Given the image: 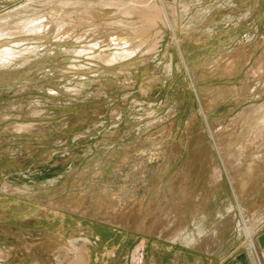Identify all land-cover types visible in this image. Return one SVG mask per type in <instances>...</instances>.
I'll return each mask as SVG.
<instances>
[{
	"label": "rangeland",
	"instance_id": "obj_1",
	"mask_svg": "<svg viewBox=\"0 0 264 264\" xmlns=\"http://www.w3.org/2000/svg\"><path fill=\"white\" fill-rule=\"evenodd\" d=\"M56 1L0 0V264H71L72 245L84 264L252 258L239 226L264 212V0H152L154 26ZM38 16L48 29H19Z\"/></svg>",
	"mask_w": 264,
	"mask_h": 264
},
{
	"label": "bare ground",
	"instance_id": "obj_2",
	"mask_svg": "<svg viewBox=\"0 0 264 264\" xmlns=\"http://www.w3.org/2000/svg\"><path fill=\"white\" fill-rule=\"evenodd\" d=\"M56 1V0H55ZM58 1H60V0H58ZM62 1V0H61ZM120 1L121 0H104L103 1V3H110V4H116L117 6H118V8L122 11V12H124V13H130V14H136V15H138L139 16V18H141V19H145L146 20V22H147V24L148 25H151L152 23H153V19L155 18V17H160L161 16V9L158 7V3L157 2H154V1H152V0H147V1H149V3H148V5L146 6H144V4L143 3H145V2H139V1H136V0H133V5H132V3H130L129 2V0H126V1H128L132 6L131 7H128L127 5V7L125 6H123L122 7V5L120 4ZM132 1V0H131ZM146 1V0H145ZM37 2V1H36ZM46 2V1H45ZM57 2V1H56ZM82 2L83 1H81V0H64V1H62L61 3L63 4V5H66V6H71V7H75L76 9L78 8V16L79 17H82V19H87V18H90L91 17V14L93 13L92 11H91V9H89L88 7L86 8V6H82ZM127 2V3H128ZM60 3V4H61ZM157 3V4H156ZM182 4V3H181ZM63 5H60V6H63ZM160 5V4H159ZM77 6V7H76ZM25 7V6H24ZM53 8V7H52ZM57 8V7H56ZM55 8V9H56ZM62 8V7H61ZM74 8V9H75ZM168 8V7H167ZM22 9V8H21ZM72 9V8H71ZM73 9V10H74ZM112 9V8H111ZM26 10H27V8H26ZM64 10L66 11V9L64 8ZM70 9H68V11H69ZM23 11V10H22ZM57 11V10H56ZM60 11V10H59ZM58 11V12H59ZM71 11V10H70ZM119 11V10H118ZM73 12V11H72ZM68 13V12H67ZM110 13V12H109ZM36 14V13H35ZM43 14V13H42ZM42 14H39V15H42ZM76 14V13H75ZM122 14V13H121ZM162 15H163V13H162ZM53 16V15H52ZM65 16V15H64ZM166 16V15H165ZM164 16V17H165ZM32 17V16H31ZM57 17V16H56ZM65 17H67V16H65ZM69 17V16H68ZM162 17V16H161ZM2 18V17H1ZM57 18H59V17H57ZM57 18H55L56 20H58ZM64 18V17H63ZM130 18V17H129ZM157 18H155V19H157ZM20 19V18H19ZM22 19H24V17H22ZM21 19V20H22ZM60 19V18H59ZM116 19H118V18H116ZM138 19V18H137ZM141 19H140V22H141ZM159 19H161V18H158V20ZM165 19V18H164ZM115 20V19H114ZM125 20V19H124ZM124 20H122V21H124ZM127 20V19H126ZM130 19H128V21H129ZM135 20V19H134ZM133 20V21H134ZM144 20V21H145ZM162 20V19H161ZM95 21V20H94ZM113 21V20H112ZM117 21H119V20H117ZM121 21V20H120ZM139 21V20H138ZM156 21V20H155ZM166 21V20H165ZM3 22V21H2ZM69 22V21H68ZM68 22H67V24H68ZM79 22V21H78ZM84 22V21H83ZM83 22H81V23H83ZM99 22V21H98ZM114 22V21H113ZM116 22V21H115ZM127 22V21H126ZM52 23V21H51V19L50 20H47L45 17H43V16H38V17H34V18H27L26 20H24L23 22H22V24H21V26L19 27V29L21 28V30H24V31H27V32H34V33H38V32H40V31H44V30H46V29H48V27H49V25ZM123 23V22H122ZM125 23V22H124ZM130 23H132V22H130ZM142 23V22H141ZM141 23H139V24H141ZM7 24V23H6ZM70 25H69V27L71 28L72 26V30H73V28H74V24H75V21H71V23H69ZM87 24V23H86ZM126 24V23H125ZM133 24V23H132ZM156 24V23H155ZM15 25V24H14ZM14 25H11L12 27L14 26ZM56 25H57V30H67V29H65L66 27H67V25L66 24H63L60 20H58V21H56ZM131 25V24H130ZM134 25H135V22H134ZM142 25V24H141ZM144 25V24H143ZM142 25V27H144ZM1 26V25H0ZM53 26V25H52ZM92 26V25H91ZM128 26V25H127ZM132 26V25H131ZM131 26H129V28L131 27ZM152 26H154L153 24H152ZM156 26V25H155ZM2 27V26H1ZM1 27H0V29H1ZM68 27V29H70ZM94 26H92L91 28H93ZM114 27V26H113ZM121 27H123V26H121ZM133 27V26H132ZM137 27V26H136ZM135 27V28H136ZM148 27V26H147ZM146 27V28H147ZM76 28V27H75ZM74 28V29H75ZM78 28V27H77ZM124 28H125V25H124ZM139 28V27H138ZM140 28H141V26H140ZM149 28V27H148ZM10 29V28H9ZM12 29V28H11ZM16 29V28H15ZM50 29H52L51 27H50ZM49 29V31H53V30H50ZM56 29V28H55ZM88 29V28H87ZM86 29V30H87ZM142 29H144V28H142ZM142 29H137V30H134V29H132V30H134L135 32H133V33H136V34H141V32H142ZM64 30H63V32H64ZM99 30H100V28H99ZM98 29H97V31H99ZM129 30V29H128ZM150 30V28L148 29V31ZM1 32H0V35H2V34H4V33H7L6 31L7 30H0ZM74 31V30H73ZM80 31H82V33H83V29L82 30H80ZM11 32V31H10ZM61 32V31H60ZM62 32V33H63ZM86 32H88V31H86ZM91 32H93V29L91 30ZM121 32V31H120ZM146 32H147V30H146ZM15 33V32H14ZM25 33V32H24ZM34 33H31V34H34ZM47 33V32H46ZM54 33V32H53ZM58 33V32H57ZM62 33H59V35L61 34V35H63ZM95 33H97V32H95ZM95 33H92V34H95ZM145 33V32H144ZM13 34V33H12ZM42 34V33H41ZM48 34V33H47ZM84 34V33H83ZM87 34V33H86ZM88 34H89V32H88ZM87 34V35H88ZM91 34V35H92ZM8 35V34H7ZM44 35H46V34H44ZM53 35V34H52ZM145 35V34H144ZM144 35H140V37H144ZM42 36V35H41ZM66 36V35H65ZM64 36V37H65ZM70 36H71V33H70ZM81 36V35H80ZM83 36V35H82ZM84 36H85V34H84ZM93 36V35H92ZM91 36V37H92ZM148 36H150V34L148 35ZM147 35H146V37H148ZM5 37V36H4ZM11 37V36H10ZM75 37V36H74ZM79 37V36H78ZM87 37H89V36H87ZM90 37V38H91ZM146 37H144V39L146 38ZM9 38V37H8ZM19 38V37H18ZM21 38V37H20ZM27 38V37H26ZM59 38V37H58ZM77 38V37H76ZM76 38H74L75 40H76ZM82 38V37H81ZM149 38V37H148ZM62 39V38H61ZM83 39V38H82ZM87 39H89V38H87ZM135 39H137V38H135ZM142 39V38H141ZM132 40H133V42H134V38H132ZM12 41V40H11ZM143 41V40H142ZM146 41V40H145ZM2 42H4V41H2ZM28 42V41H27ZM8 43V42H7ZM9 43H10V41H9ZM24 43V42H23ZM134 44V43H133ZM132 44V47H129V48H126V47H124L121 51H120V53H118V55H126V54H129V53H132L133 52V50H132V48L134 47H138V44L137 43H135L137 46H135V45H133ZM30 46V45H29ZM111 47H113V46H111ZM3 48V47H2ZM5 48V47H4ZM120 48V47H119ZM139 48V47H138ZM37 48H35V50H36ZM137 49H135L134 50V53H135V51H136ZM29 51V50H28ZM2 52H4V53H7V54H5V57L6 56H8V54H9V51H8V49H5L4 51H2ZM23 53H25V52H23ZM76 53V52H75ZM79 53V52H78ZM21 54V53H20ZM130 56V55H129ZM128 56V57H129ZM117 57V56H116ZM5 63V62H4ZM2 65V64H1ZM8 66V65H7ZM6 66V67H7ZM0 68H2V67H0ZM258 110H260L261 111V109H259L258 108ZM264 112V111H263ZM255 113V112H254ZM256 119V118H255ZM262 119V118H261ZM262 120H264V118L262 119ZM260 122V121H259ZM260 124V123H259ZM16 124H14V126H15ZM19 125V124H18ZM17 125V126H18ZM19 127H21V126H19ZM28 127V126H27ZM14 128V127H13ZM223 128V127H222ZM25 129V128H24ZM23 129V130H24ZM32 129V128H31ZM252 129V128H251ZM26 130V129H25ZM211 132V131H210ZM230 133V132H229ZM228 133V134H229ZM220 136H225V135H221L220 134ZM227 136V135H226ZM245 137H246V135H245ZM262 138V137H264V122L261 124V125H259L258 126V128H256V130L254 131V133L252 134V139H251V142H253V141H255L256 139H258V138ZM244 145V144H243ZM241 148H243L242 146H241ZM241 148L240 149H237V150H240L241 151ZM244 149V148H243ZM234 152H235V150H234ZM244 153H246V152H244ZM238 154V153H237ZM241 156V155H240ZM239 156V157H240ZM222 157V156H221ZM244 157V156H243ZM243 157H240V159H242ZM252 159V158H251ZM254 159V158H253ZM233 160V159H232ZM232 160H225L226 161V164L228 165V167L230 168V170H233L234 168H235V165H234V163H236L235 162V159L232 161ZM247 160V159H246ZM241 162H242V160H240ZM239 161V162H240ZM255 162H257V161H255ZM248 163H249V161H248ZM245 165H247V164H245ZM256 165V164H255ZM259 165V164H258ZM257 166V165H256ZM239 168V167H238ZM251 168H253V167H251ZM257 168V167H256ZM255 168V169H256ZM226 169V168H225ZM252 170V169H251ZM261 170V169H260ZM263 170V169H262ZM262 170H261V172H262ZM253 172H255L254 171V169H253ZM252 172V173H253ZM261 172H259V173H261ZM251 173V172H250ZM250 173H249V175H250ZM251 173V174H252ZM230 174V173H229ZM252 175H254V174H252ZM256 175H258V174H256ZM261 175V174H260ZM252 177V176H251ZM255 177V176H254ZM253 177V178H254ZM247 178H249L250 179V176L248 177L247 176ZM253 178H251V179H253ZM256 180V179H255ZM244 181H246V180H244ZM253 181H254V179H253ZM252 181V182H253ZM251 181L249 180V182L248 183H250ZM246 183V182H245ZM244 221V220H243ZM241 222V221H240ZM160 223V222H159ZM158 223V224H159ZM118 224H120L119 222H118ZM157 224V225H158ZM160 225V224H159ZM230 225V224H229ZM240 228H241V230H242V232L245 234V237H246V239L250 242V244L253 246V248H256L255 250H256V253H257V256H258V258H259V262L260 263H263L262 261H264V259H263V257H262V254H261V251L258 249V247H257V245H256V242L255 241H253V239H254V231H253V227H252V225L251 224H249V223H247L246 221H244L243 223H242V225L241 226H239ZM223 228V227H222ZM219 233V232H218ZM212 235V234H211ZM169 236H170V234H169ZM209 236V235H208ZM171 237V236H170ZM204 237V236H203ZM210 237V236H209ZM172 238V237H171ZM176 238H174L173 240H175ZM189 239V238H188ZM207 240H208V238H207ZM186 241V240H185ZM193 241H191V243H192ZM202 242V241H201ZM204 242V241H203ZM206 242H208V241H206ZM253 242H255V244L253 243ZM35 243V242H34ZM210 243V242H209ZM190 245V244H189ZM194 244H192V246H193ZM196 245V244H195ZM194 245V246H195ZM254 245H255V247H254ZM71 246V245H70ZM69 246V248H71ZM198 247H199V245H197ZM209 246V245H208ZM72 247H74L73 249H75L76 250V254H75V257H74V260H72V262H71V264H84V262H83V260H84V258H85V253H84V250L81 248V247H75V246H73L72 245ZM197 247V248H198ZM210 247V246H209ZM213 247V246H212ZM196 248V247H195ZM211 248V247H210ZM72 249V248H71ZM194 249V248H193ZM75 250H74V252H75ZM206 250V249H205ZM258 250V251H257ZM66 251H68V249H66ZM70 252V251H69ZM64 253V252H63ZM207 254V253H206ZM4 255H3V253L0 251V259L3 257ZM55 257V256H54ZM58 261V260H57ZM60 261V260H59ZM58 264V263H57ZM60 264V263H59Z\"/></svg>",
	"mask_w": 264,
	"mask_h": 264
},
{
	"label": "crops",
	"instance_id": "obj_3",
	"mask_svg": "<svg viewBox=\"0 0 264 264\" xmlns=\"http://www.w3.org/2000/svg\"><path fill=\"white\" fill-rule=\"evenodd\" d=\"M228 213L233 214V216L235 215L234 212H228ZM247 215L248 217L246 219V222L252 225L254 231V237H255L259 232L264 230V212H247ZM251 247H252V255H253L252 258L251 257L249 258V256L246 253L240 252L235 254V256L232 258L229 264H252L253 260L257 261V264H259V258L255 250L256 248H253V246Z\"/></svg>",
	"mask_w": 264,
	"mask_h": 264
},
{
	"label": "water",
	"instance_id": "obj_4",
	"mask_svg": "<svg viewBox=\"0 0 264 264\" xmlns=\"http://www.w3.org/2000/svg\"><path fill=\"white\" fill-rule=\"evenodd\" d=\"M255 242L264 259V230L255 236Z\"/></svg>",
	"mask_w": 264,
	"mask_h": 264
},
{
	"label": "built area",
	"instance_id": "obj_5",
	"mask_svg": "<svg viewBox=\"0 0 264 264\" xmlns=\"http://www.w3.org/2000/svg\"><path fill=\"white\" fill-rule=\"evenodd\" d=\"M262 262H263V263H260V262H259V264H264V261H262Z\"/></svg>",
	"mask_w": 264,
	"mask_h": 264
}]
</instances>
